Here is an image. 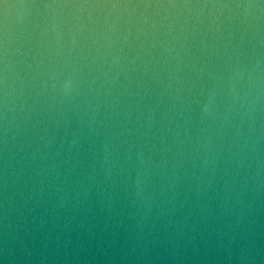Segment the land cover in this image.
Returning a JSON list of instances; mask_svg holds the SVG:
<instances>
[{
	"label": "water",
	"instance_id": "1",
	"mask_svg": "<svg viewBox=\"0 0 264 264\" xmlns=\"http://www.w3.org/2000/svg\"><path fill=\"white\" fill-rule=\"evenodd\" d=\"M0 264H264V0H0Z\"/></svg>",
	"mask_w": 264,
	"mask_h": 264
}]
</instances>
